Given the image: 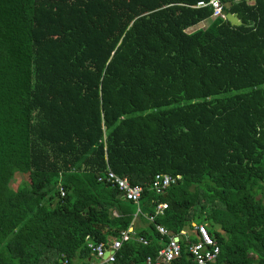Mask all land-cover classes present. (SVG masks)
Masks as SVG:
<instances>
[{
  "label": "trees",
  "instance_id": "trees-1",
  "mask_svg": "<svg viewBox=\"0 0 264 264\" xmlns=\"http://www.w3.org/2000/svg\"><path fill=\"white\" fill-rule=\"evenodd\" d=\"M198 1L0 0V264H90L129 227L118 262L146 264L157 224L189 230L167 264H196V224L209 264H264V0L224 7L240 25Z\"/></svg>",
  "mask_w": 264,
  "mask_h": 264
},
{
  "label": "built area",
  "instance_id": "built-area-1",
  "mask_svg": "<svg viewBox=\"0 0 264 264\" xmlns=\"http://www.w3.org/2000/svg\"><path fill=\"white\" fill-rule=\"evenodd\" d=\"M233 0H199L193 7H210L213 17L226 18L225 4ZM247 3H253L255 0H244ZM181 175L172 176L166 173H157L152 180V188L156 193H164V191L172 184L181 180ZM98 180L109 183L116 187L119 193L126 200H130L135 204L139 203L143 188L139 184H131L127 178L121 177L114 171L107 169L105 174L98 176ZM61 194L64 192L61 190ZM167 207L165 203H159L155 207L154 215L162 213ZM139 211V208H138ZM154 215L148 216L152 221ZM157 231L167 237V242L158 250L155 259L150 256L146 258V264H167L172 259L180 255L182 245L180 241L188 242L189 230H181L177 234L169 235L168 230L162 226L156 225ZM193 231L197 233L198 240L187 244V250L191 258L196 264H209L213 262L219 254L220 247L215 239H213L204 224H196ZM134 236L133 227L121 231L118 237L109 238L107 242L93 243L88 242L87 246L91 254L97 261L90 264H120L117 259L116 252L121 247L123 242L128 241ZM145 242L142 238H140ZM107 253V255H105Z\"/></svg>",
  "mask_w": 264,
  "mask_h": 264
},
{
  "label": "water",
  "instance_id": "water-1",
  "mask_svg": "<svg viewBox=\"0 0 264 264\" xmlns=\"http://www.w3.org/2000/svg\"><path fill=\"white\" fill-rule=\"evenodd\" d=\"M231 5V2H227L225 4V7H229ZM226 19L232 24V25H240L241 21L240 19L237 17V15L235 13H230V12H226ZM108 252H106L105 255H107Z\"/></svg>",
  "mask_w": 264,
  "mask_h": 264
},
{
  "label": "rangeland",
  "instance_id": "rangeland-1",
  "mask_svg": "<svg viewBox=\"0 0 264 264\" xmlns=\"http://www.w3.org/2000/svg\"><path fill=\"white\" fill-rule=\"evenodd\" d=\"M211 20H212V17H210V18L207 19V20L202 21V22L199 23L196 27H205V26H207V24H208ZM192 29H193V28H190V29H188L187 31H191ZM21 177L24 178L23 175H21ZM14 183H18V180H15ZM263 202H264V197H263Z\"/></svg>",
  "mask_w": 264,
  "mask_h": 264
},
{
  "label": "crops",
  "instance_id": "crops-1",
  "mask_svg": "<svg viewBox=\"0 0 264 264\" xmlns=\"http://www.w3.org/2000/svg\"><path fill=\"white\" fill-rule=\"evenodd\" d=\"M135 223H136L135 225H137V226H138V225H142L141 220H139V219H138V220L136 219ZM94 259H95V260H92L91 262H93V261H97L96 258H94ZM80 262H81V261H80L79 259H75L74 264H79Z\"/></svg>",
  "mask_w": 264,
  "mask_h": 264
}]
</instances>
